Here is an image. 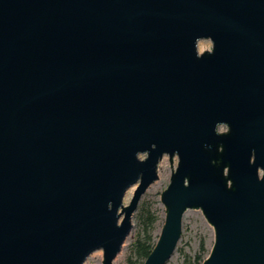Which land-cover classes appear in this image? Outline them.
Returning <instances> with one entry per match:
<instances>
[{"label": "water", "instance_id": "water-1", "mask_svg": "<svg viewBox=\"0 0 264 264\" xmlns=\"http://www.w3.org/2000/svg\"><path fill=\"white\" fill-rule=\"evenodd\" d=\"M166 155L143 264L188 209L200 264H264V0H0V264H114Z\"/></svg>", "mask_w": 264, "mask_h": 264}, {"label": "rangeland", "instance_id": "rangeland-1", "mask_svg": "<svg viewBox=\"0 0 264 264\" xmlns=\"http://www.w3.org/2000/svg\"><path fill=\"white\" fill-rule=\"evenodd\" d=\"M212 46L210 39H201L198 42V50L209 49ZM178 157H174L173 165L176 166ZM171 161L168 155L164 156L159 166V178L155 180L143 193L139 204L151 206L157 214L158 219L155 224L154 234L159 235L165 220V206L161 202V192L166 188L170 181L172 172ZM134 191V186L128 189L125 196V203L129 202ZM136 212V211H135ZM133 228L130 235L123 244L122 250L114 259V264H127V255L134 239V234L139 228V220L136 213L133 215ZM202 240L205 241L207 251L201 250ZM215 240L213 226L208 222L201 209H188L183 218V230L181 239L172 256L165 264H197L208 255ZM205 248V250H206ZM185 251L188 256H185ZM200 258H199V257ZM103 250L98 249L88 256L84 264H102Z\"/></svg>", "mask_w": 264, "mask_h": 264}, {"label": "trees", "instance_id": "trees-1", "mask_svg": "<svg viewBox=\"0 0 264 264\" xmlns=\"http://www.w3.org/2000/svg\"><path fill=\"white\" fill-rule=\"evenodd\" d=\"M136 217L139 220V228L134 234L131 248L127 255V264H143L149 253L154 248L159 235L154 234L155 224L158 219L157 214L152 210L151 206L139 204L136 210ZM205 241L202 240L201 250H205ZM188 256L185 251H182ZM199 257V256H198ZM200 258V257H199ZM205 257L199 262V264Z\"/></svg>", "mask_w": 264, "mask_h": 264}]
</instances>
